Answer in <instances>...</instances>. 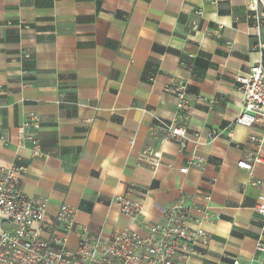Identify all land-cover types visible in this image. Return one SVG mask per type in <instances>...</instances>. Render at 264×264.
I'll list each match as a JSON object with an SVG mask.
<instances>
[{
	"label": "crops",
	"instance_id": "crops-1",
	"mask_svg": "<svg viewBox=\"0 0 264 264\" xmlns=\"http://www.w3.org/2000/svg\"><path fill=\"white\" fill-rule=\"evenodd\" d=\"M248 14L249 0H0V165L26 164L25 193L46 198L51 216L74 206L92 233L145 234L182 203L189 224L210 232L200 246L210 264H264L255 210L264 186L237 166L257 151L250 135L264 138V120L235 123L236 76L261 58ZM174 79L188 83L191 99L185 146L151 133L158 117L177 113L165 90ZM32 111L42 118L41 157L19 143ZM146 146L161 152L155 169L139 162ZM191 155H203L204 168L181 173ZM253 177L264 180V162ZM118 195L141 199L144 215H123ZM205 205L217 218L202 219Z\"/></svg>",
	"mask_w": 264,
	"mask_h": 264
},
{
	"label": "built area",
	"instance_id": "built-area-1",
	"mask_svg": "<svg viewBox=\"0 0 264 264\" xmlns=\"http://www.w3.org/2000/svg\"><path fill=\"white\" fill-rule=\"evenodd\" d=\"M248 17L252 21L250 34L255 38L253 49L261 58L248 72L236 76L243 106L235 123L246 127L264 120V0H249ZM24 56L30 57L28 54ZM165 90L176 98L177 113L172 119L158 117L151 126V133L160 129L167 138L178 140L185 146L191 107L188 83L174 79L165 85ZM198 99L202 97L199 95ZM58 102H65V98L60 96ZM41 125V115L32 111L18 128L20 145L28 146L35 157L43 156L38 137ZM215 136L213 132L211 137ZM250 141L257 144V151L248 153L237 162V166L248 171L251 184L263 187L264 180L255 179L253 169L256 164L264 162L261 154L264 138L252 134ZM134 142L133 138L130 139L131 144ZM161 159V152L153 146H146L139 154L140 164L153 169ZM206 161L203 155H191L179 170L187 173L191 167L204 168ZM26 172L24 163L0 165V264H210L200 250V246L210 241V232L201 225L189 224V209L184 204L169 206L164 220L148 225L145 234L131 228L109 234L102 231L92 233L87 225L76 222L74 206L61 203L51 216L46 198L27 195L23 189ZM112 202L132 220L144 215L141 199L118 195ZM255 210L262 217L264 229V193L259 194ZM201 211L204 220L217 218L208 205ZM72 234L77 238L75 245L71 244ZM256 250L264 254L263 239L257 240ZM232 264L247 263L234 258Z\"/></svg>",
	"mask_w": 264,
	"mask_h": 264
}]
</instances>
